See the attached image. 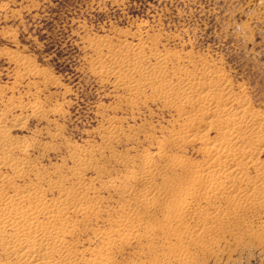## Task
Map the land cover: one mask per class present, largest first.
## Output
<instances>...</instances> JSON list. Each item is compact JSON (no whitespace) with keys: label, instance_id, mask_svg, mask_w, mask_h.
<instances>
[{"label":"rangeland","instance_id":"rangeland-1","mask_svg":"<svg viewBox=\"0 0 264 264\" xmlns=\"http://www.w3.org/2000/svg\"><path fill=\"white\" fill-rule=\"evenodd\" d=\"M122 40L145 41L146 56L156 50L170 54V74L178 68L217 72L264 114V0H0V107L21 100L37 102L45 111L43 118L15 112L27 119L11 136L34 147L14 157L33 161L41 172L59 168L58 175L67 180L73 149L102 166L96 185L101 203L88 223L91 230H114L123 219V205L133 201L125 190L141 184L131 180L140 171L139 153L154 151L160 143L167 155L199 158L192 149L180 151L167 142L175 112L149 91L130 98L92 71L88 44ZM12 54L26 58L35 75L19 80ZM109 121L119 133L105 148L98 131ZM174 174L161 169L154 175L158 206H133L143 219L135 228L139 237L116 241L107 251L110 264H264V208L220 213L214 219L199 215L181 232L162 217V200L169 199L164 188ZM83 175L89 179L94 173ZM106 181L120 186L107 189ZM215 206L204 211H215ZM196 227L201 228L198 236L192 234ZM88 234L78 239L89 236L85 245L100 251L103 238Z\"/></svg>","mask_w":264,"mask_h":264},{"label":"bare ground","instance_id":"bare-ground-1","mask_svg":"<svg viewBox=\"0 0 264 264\" xmlns=\"http://www.w3.org/2000/svg\"><path fill=\"white\" fill-rule=\"evenodd\" d=\"M88 47L94 55L89 64L97 76L111 81L130 98L149 91L156 101L175 112L167 142L180 151L192 149L199 158L167 155L160 143L154 151L139 153L140 171L131 180L141 184L125 190L133 201L123 205V219L116 222L114 230H91L88 223L97 217L101 203L96 185L103 177V167L86 160L78 149L70 156V180L58 175L59 168L41 172L33 161L17 160L15 152L27 154L34 146L11 136V131L22 127L27 119V115L15 112L43 118L45 111L37 102L7 103L0 107V264H110L107 251L116 241L128 243L139 237L135 228L143 219L133 206H158L151 181L161 169L175 172L166 181L164 192L169 193V199L162 200V217L181 232L187 221L199 215L214 219L220 213L264 208V114L253 107L244 92H235L225 77L207 68H178L170 74L167 64L171 55L156 50L146 56V42L142 40L117 44L101 41ZM9 59L20 68L16 74L19 80L35 75L26 58L12 54ZM98 132L104 147L109 148L119 128L109 121ZM86 170L93 171L94 176L85 179ZM24 179L22 184L16 182ZM119 186L104 182L107 189ZM213 205L215 211H204L205 206ZM83 233L103 238L101 250L85 245L89 236L79 240ZM200 233V227L192 230L194 236ZM261 233L264 236V229Z\"/></svg>","mask_w":264,"mask_h":264}]
</instances>
